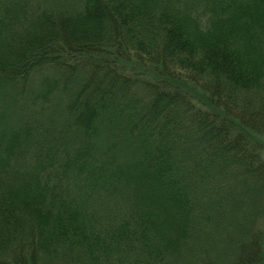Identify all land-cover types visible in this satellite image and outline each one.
<instances>
[{"label":"trees","instance_id":"16d2710c","mask_svg":"<svg viewBox=\"0 0 264 264\" xmlns=\"http://www.w3.org/2000/svg\"><path fill=\"white\" fill-rule=\"evenodd\" d=\"M252 132L264 0H0V264H223L264 214Z\"/></svg>","mask_w":264,"mask_h":264},{"label":"rangeland","instance_id":"374dc122","mask_svg":"<svg viewBox=\"0 0 264 264\" xmlns=\"http://www.w3.org/2000/svg\"><path fill=\"white\" fill-rule=\"evenodd\" d=\"M253 136L257 135V138L261 140V156L264 159V132H259L258 134L256 132H252L251 133ZM243 187H245L244 185H242ZM251 198L247 195L244 196L243 201H244V205H241V213H238L235 215L236 218H234L235 220L232 221V226L229 228V226L227 228L228 229V233L230 232V230H235L232 231V236L231 237H222V241L220 242V244L218 245V247H216V251H214L213 253L210 254V256L218 262H222L223 264H231L233 262H235V260L233 259L234 256H230V253L232 252V250L236 247H238V245L245 240H234L232 237L233 235H239L242 233H244V226H246L249 222H246L249 218V215L251 212H248L252 206H250L251 203ZM263 206H264V202H263ZM258 207V206H257ZM247 214L248 217H247ZM247 217V220L245 219ZM232 220V219H231ZM241 223H245L243 226H241ZM235 224V226H234ZM243 227V228H242ZM248 229L250 227V229L248 230V233L253 234L254 236L258 237L260 239L261 242V246L262 249L264 251V214H257L254 216V218L252 219V222L249 226V224L247 225ZM229 235V234H228ZM230 236V235H229ZM232 239V241L229 243V240ZM225 242V243H224ZM228 244V247H227ZM232 261V262H231ZM203 264V261L198 260L197 264ZM258 264H264V252H263V256L261 261Z\"/></svg>","mask_w":264,"mask_h":264}]
</instances>
